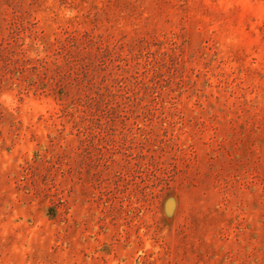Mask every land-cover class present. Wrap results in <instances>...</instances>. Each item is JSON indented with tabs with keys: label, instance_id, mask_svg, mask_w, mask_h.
I'll use <instances>...</instances> for the list:
<instances>
[{
	"label": "rangeland",
	"instance_id": "rangeland-1",
	"mask_svg": "<svg viewBox=\"0 0 264 264\" xmlns=\"http://www.w3.org/2000/svg\"><path fill=\"white\" fill-rule=\"evenodd\" d=\"M0 264H264V0H0Z\"/></svg>",
	"mask_w": 264,
	"mask_h": 264
},
{
	"label": "water",
	"instance_id": "water-1",
	"mask_svg": "<svg viewBox=\"0 0 264 264\" xmlns=\"http://www.w3.org/2000/svg\"><path fill=\"white\" fill-rule=\"evenodd\" d=\"M176 209V200L174 198H170L166 204V210L169 215L173 214Z\"/></svg>",
	"mask_w": 264,
	"mask_h": 264
}]
</instances>
